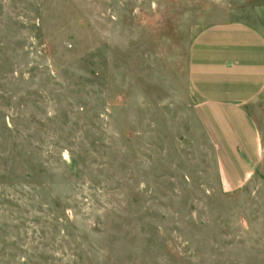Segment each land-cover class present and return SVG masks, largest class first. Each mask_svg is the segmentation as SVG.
<instances>
[{"label": "rangeland", "instance_id": "rangeland-1", "mask_svg": "<svg viewBox=\"0 0 264 264\" xmlns=\"http://www.w3.org/2000/svg\"><path fill=\"white\" fill-rule=\"evenodd\" d=\"M231 23L264 0H0V264H264V90L232 187L188 82Z\"/></svg>", "mask_w": 264, "mask_h": 264}, {"label": "crops", "instance_id": "crops-1", "mask_svg": "<svg viewBox=\"0 0 264 264\" xmlns=\"http://www.w3.org/2000/svg\"><path fill=\"white\" fill-rule=\"evenodd\" d=\"M188 82L223 177L236 186L261 155L247 107L264 90V30L239 23L204 30L190 47Z\"/></svg>", "mask_w": 264, "mask_h": 264}]
</instances>
